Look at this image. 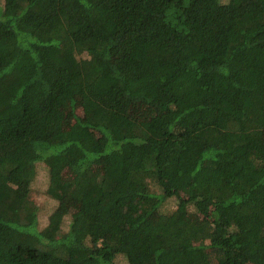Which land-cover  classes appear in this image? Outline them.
<instances>
[{"label": "trees", "instance_id": "1", "mask_svg": "<svg viewBox=\"0 0 264 264\" xmlns=\"http://www.w3.org/2000/svg\"><path fill=\"white\" fill-rule=\"evenodd\" d=\"M0 264H264V0H0Z\"/></svg>", "mask_w": 264, "mask_h": 264}, {"label": "rangeland", "instance_id": "2", "mask_svg": "<svg viewBox=\"0 0 264 264\" xmlns=\"http://www.w3.org/2000/svg\"><path fill=\"white\" fill-rule=\"evenodd\" d=\"M149 106L144 105V103H142L141 101H139V102L135 101L131 104L130 111L136 117H140L142 119H145V117L147 115H150V114L155 112V108L152 106L154 109V112L149 114V112L151 111V107H149ZM78 109L80 110L79 107H78ZM66 115L70 116V108L66 111ZM47 183H48V179H47L46 165L43 162H37L36 174H35V177H34L32 183H31V196H32L33 200L36 202V204L38 205V217H39V224L40 225L47 222V216H48L49 212L51 210H53L57 204V200L55 198H53L52 196H50L46 191ZM171 200H170L171 202L169 201L170 203L166 202L162 206L161 210L166 209V208L172 209L176 205V202L173 198ZM72 206L73 205H72L71 201L70 202L66 201V209L67 210H70V208H72ZM68 213L65 216V222H64L65 227L67 226L68 220H69V214Z\"/></svg>", "mask_w": 264, "mask_h": 264}]
</instances>
